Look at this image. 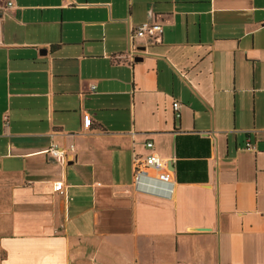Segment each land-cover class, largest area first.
Wrapping results in <instances>:
<instances>
[{"label":"crops","instance_id":"1","mask_svg":"<svg viewBox=\"0 0 264 264\" xmlns=\"http://www.w3.org/2000/svg\"><path fill=\"white\" fill-rule=\"evenodd\" d=\"M2 1L0 264H264V0Z\"/></svg>","mask_w":264,"mask_h":264},{"label":"built area","instance_id":"2","mask_svg":"<svg viewBox=\"0 0 264 264\" xmlns=\"http://www.w3.org/2000/svg\"><path fill=\"white\" fill-rule=\"evenodd\" d=\"M11 7V1L3 2L2 0H0V9H10ZM162 33L163 30L160 24L146 22L140 24L135 28L133 32V37H146L150 42L153 43L159 38H161ZM178 107L179 104L177 102L172 104V109L175 112L178 110ZM145 147L149 150V152L145 156H133L132 187L134 191L155 195L157 193L149 189H145L144 185L146 183H158L170 187L168 193L164 196L171 197L174 182L171 179L170 171L167 167L168 161L162 159L154 152V145L151 141H147ZM246 148L252 149L249 141L246 143ZM72 150L73 148L72 146H70L69 151ZM46 153L57 160H64L67 157L66 150H61L56 146H51V148H49ZM54 190L55 192L62 190L61 184H56L54 186Z\"/></svg>","mask_w":264,"mask_h":264}]
</instances>
